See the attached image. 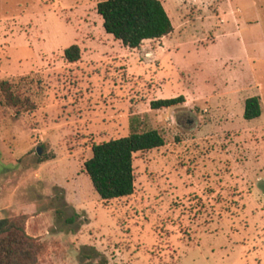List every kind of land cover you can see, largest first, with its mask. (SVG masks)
Masks as SVG:
<instances>
[{
  "label": "rangeland",
  "instance_id": "1",
  "mask_svg": "<svg viewBox=\"0 0 264 264\" xmlns=\"http://www.w3.org/2000/svg\"><path fill=\"white\" fill-rule=\"evenodd\" d=\"M99 1L0 0V80L19 97L0 103L2 217L39 205L37 264H264V0H160L173 32L156 62L160 39L124 47ZM253 96L261 115L246 120ZM150 129L164 145L134 154L133 194L101 200L91 145Z\"/></svg>",
  "mask_w": 264,
  "mask_h": 264
},
{
  "label": "trees",
  "instance_id": "2",
  "mask_svg": "<svg viewBox=\"0 0 264 264\" xmlns=\"http://www.w3.org/2000/svg\"><path fill=\"white\" fill-rule=\"evenodd\" d=\"M96 12L102 18L104 31L129 49H138L145 40H159L173 32L171 20L160 0H101L96 5ZM63 57L68 63L80 61V47L69 46L63 50ZM0 97L1 104L13 108L18 105L19 97L13 91L11 80H0ZM184 102L183 96L152 100L150 108L161 110ZM19 112L18 109L16 114ZM260 115V98H247L244 119L252 120ZM163 145L164 137L156 129L132 131L119 138L93 143L91 157L83 167L100 199L109 201L133 194L134 154ZM46 160L47 157H41L38 162ZM41 250L39 240L25 230V216L0 219V264H37Z\"/></svg>",
  "mask_w": 264,
  "mask_h": 264
},
{
  "label": "crops",
  "instance_id": "3",
  "mask_svg": "<svg viewBox=\"0 0 264 264\" xmlns=\"http://www.w3.org/2000/svg\"><path fill=\"white\" fill-rule=\"evenodd\" d=\"M163 38H165V37H163ZM163 38H161L158 41V44H157L158 47L154 46L148 52L145 53V55L147 56L148 59L155 60L154 62H156V59L159 58L160 54H165V52L167 51V48L166 49L164 48V44H163V40L164 39ZM146 41H152L153 42L154 40H145L144 42H146ZM81 58H82V55H81ZM166 109H169V108H166ZM49 164H50L49 162H42V164L40 163V165L38 166V169L35 170L36 176L39 178V180H42L43 184L47 185L44 188V192L42 191V192L39 193V196L40 197L43 196L44 199L51 196L50 193H49L50 192L49 189H51L52 187H49L48 185L52 182V180L50 178H48L47 176H44L43 171H42ZM0 191H1V189H0ZM24 196L26 197L27 193L24 192ZM7 202H8V200L7 201L6 200H1L0 201V219L3 218L2 217L3 211L4 210H8V209H6V208H8V207H6L7 206L6 205ZM38 206H39L38 204L35 205L34 203L30 204L29 206L26 205V206H24L23 209H20L21 211L17 215L7 216V217L12 218V217H16V216H19V215L25 216V230H26L27 234H29L32 237L37 238L36 235H34L33 233L29 232L27 227H28V224L30 222V219L33 218L32 213L36 212V209H38ZM27 215L29 216L28 218H27ZM38 261H39V258H38Z\"/></svg>",
  "mask_w": 264,
  "mask_h": 264
},
{
  "label": "water",
  "instance_id": "4",
  "mask_svg": "<svg viewBox=\"0 0 264 264\" xmlns=\"http://www.w3.org/2000/svg\"><path fill=\"white\" fill-rule=\"evenodd\" d=\"M37 151H38V153H40L39 150H37Z\"/></svg>",
  "mask_w": 264,
  "mask_h": 264
}]
</instances>
